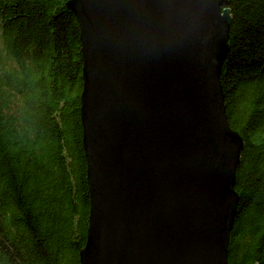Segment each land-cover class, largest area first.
I'll use <instances>...</instances> for the list:
<instances>
[{
  "label": "water",
  "instance_id": "obj_1",
  "mask_svg": "<svg viewBox=\"0 0 264 264\" xmlns=\"http://www.w3.org/2000/svg\"><path fill=\"white\" fill-rule=\"evenodd\" d=\"M231 0H70L90 213L81 264H229L245 143L221 85Z\"/></svg>",
  "mask_w": 264,
  "mask_h": 264
},
{
  "label": "trees",
  "instance_id": "obj_2",
  "mask_svg": "<svg viewBox=\"0 0 264 264\" xmlns=\"http://www.w3.org/2000/svg\"><path fill=\"white\" fill-rule=\"evenodd\" d=\"M70 0H0V264H81L90 194ZM221 85L244 140L229 264H264V0H231Z\"/></svg>",
  "mask_w": 264,
  "mask_h": 264
}]
</instances>
